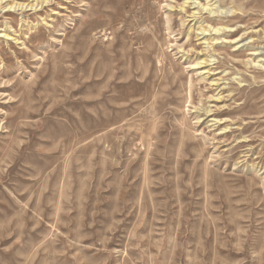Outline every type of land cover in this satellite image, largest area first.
<instances>
[{"label":"rangeland","instance_id":"1","mask_svg":"<svg viewBox=\"0 0 264 264\" xmlns=\"http://www.w3.org/2000/svg\"><path fill=\"white\" fill-rule=\"evenodd\" d=\"M36 3L0 0V264H264V0Z\"/></svg>","mask_w":264,"mask_h":264},{"label":"bare ground","instance_id":"2","mask_svg":"<svg viewBox=\"0 0 264 264\" xmlns=\"http://www.w3.org/2000/svg\"><path fill=\"white\" fill-rule=\"evenodd\" d=\"M49 1H50V0H41V2H44V3H48ZM39 3H40V0H37V3L34 4V5H29V4H28V5L25 6L24 4H18V5H15L14 8L16 9V8L18 7V8H21V10H22V9H24V8L26 9L27 7H31V8L33 9L34 7L37 8L38 6H40ZM11 7H12V6H11ZM36 8H35V9H36ZM180 11H181V12L186 11V4L180 7ZM9 37H10V35L5 34V38H6V39L9 40Z\"/></svg>","mask_w":264,"mask_h":264}]
</instances>
